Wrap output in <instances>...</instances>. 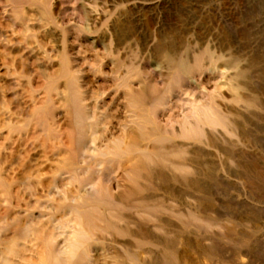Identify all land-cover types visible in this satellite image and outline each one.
<instances>
[{
	"label": "rangeland",
	"instance_id": "obj_1",
	"mask_svg": "<svg viewBox=\"0 0 264 264\" xmlns=\"http://www.w3.org/2000/svg\"><path fill=\"white\" fill-rule=\"evenodd\" d=\"M0 264H264V0H0Z\"/></svg>",
	"mask_w": 264,
	"mask_h": 264
},
{
	"label": "bare ground",
	"instance_id": "obj_2",
	"mask_svg": "<svg viewBox=\"0 0 264 264\" xmlns=\"http://www.w3.org/2000/svg\"><path fill=\"white\" fill-rule=\"evenodd\" d=\"M196 124V123H195ZM197 125V124H196ZM74 247V246H73ZM71 256H73V255H71Z\"/></svg>",
	"mask_w": 264,
	"mask_h": 264
}]
</instances>
